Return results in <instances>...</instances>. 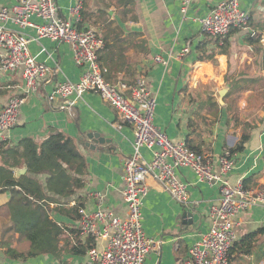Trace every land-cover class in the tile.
<instances>
[{
	"label": "crops",
	"instance_id": "obj_1",
	"mask_svg": "<svg viewBox=\"0 0 264 264\" xmlns=\"http://www.w3.org/2000/svg\"><path fill=\"white\" fill-rule=\"evenodd\" d=\"M220 1L191 0L189 10L183 14L181 0H133L134 4L116 17L108 10V15L103 17L99 10L104 7L100 5L91 10L88 0H56L63 15L70 6L81 2L82 21L83 12L88 18L82 26L91 27L93 19L99 16L101 20L96 30L106 40L99 56L106 76H110L112 83H130L144 75L157 101L154 122L172 140L186 141L210 156L219 169V157L235 147L248 132L250 138L245 149L235 154V168L226 178L232 185L249 178L248 188L261 189L264 188V93L252 87L264 83V0H241L242 7L250 12V26L245 30H232L227 36L228 42L210 38L199 22V18ZM16 2L0 0V7H10ZM6 26L22 34L35 35L32 27H21L12 21ZM249 35L254 36L255 41H251ZM204 42H208V53H214L212 60L198 58V47ZM186 46H190L191 51L178 57ZM29 48L38 61L55 71L50 81L43 82L35 93L27 96L19 123L9 131L4 148L17 145L27 137L42 142L61 132L75 141L87 165L81 176L83 187L70 196H60L59 203L51 202L46 207L49 217L61 228L59 257L43 253L13 258L9 254L10 248L28 252L31 242L12 228L5 206L11 192H0V222L3 223L0 264H92L89 249L104 247L106 240L81 232L80 210L94 211L102 207L116 215H126L123 168L125 160L134 152V130L96 92L87 91L72 107H63L64 100L54 96L59 82L78 81L84 71V67L75 65L70 44L44 37L32 40ZM158 55L166 64L155 59ZM235 80L238 90L245 87L239 91H245L244 97L237 105L233 103V109H222L217 94L211 93L212 87H222L225 81L230 84ZM23 90L24 79L20 72L0 71V110L12 96L23 95ZM90 132H100L106 141L91 142ZM88 143L94 144L95 149ZM141 152L145 159H151L149 149L142 148ZM13 171L12 179L17 181L27 172V167H16ZM178 172L189 185L188 205L176 201L152 178L149 180V192L142 207L143 228L148 237L162 242L149 253L146 264H184L191 245L210 228L211 205L220 200L219 185L200 182L189 168H180ZM31 175L45 183L47 174ZM97 193L103 196L102 202ZM186 211L193 213L192 224H184ZM235 221L238 239L231 249L229 264H264V204L244 210ZM251 233L257 234L253 238L246 237ZM74 246L82 252L75 253Z\"/></svg>",
	"mask_w": 264,
	"mask_h": 264
},
{
	"label": "built area",
	"instance_id": "obj_2",
	"mask_svg": "<svg viewBox=\"0 0 264 264\" xmlns=\"http://www.w3.org/2000/svg\"><path fill=\"white\" fill-rule=\"evenodd\" d=\"M16 1L10 7H0V71L20 72L24 93L12 96L0 110V143L7 140L9 131L19 123L27 96L35 93L43 82L50 81L54 74L53 67L38 61L30 52V42L44 37L70 44L75 65L84 67L78 81L65 80L56 85L54 96L64 100L63 107H72L77 98L93 91L109 102L134 130V152L125 160L123 168L126 215L119 216L102 207L94 211L80 210L81 232L106 240L104 247L89 249L90 262L146 264L149 253L162 242L148 237L143 228L142 207L149 192V180L152 178L176 201L188 205L189 185L180 178L178 171L189 168L200 182L219 185L221 196L209 209V230L191 245L184 264H229L231 249L238 239L235 218L253 205L264 204V188H248L244 181L232 185L226 178L235 168L236 153L225 150L219 157L220 168L216 169L210 156L195 151L184 140H172L155 124L157 101L144 75L130 83L110 82L99 56L106 41L97 30L80 25L81 2L70 6L63 15L56 0ZM190 5L191 0H181V12L186 14ZM9 21L34 28L35 35L7 28ZM199 22L205 34L224 42L232 30L249 28L250 12L242 7L241 0H222L207 15L200 17ZM190 51V46H186L178 57H184ZM155 59L166 64L159 55ZM142 148L150 150L151 159L144 158ZM96 195L102 202L101 193Z\"/></svg>",
	"mask_w": 264,
	"mask_h": 264
},
{
	"label": "trees",
	"instance_id": "obj_3",
	"mask_svg": "<svg viewBox=\"0 0 264 264\" xmlns=\"http://www.w3.org/2000/svg\"><path fill=\"white\" fill-rule=\"evenodd\" d=\"M130 4H134L133 0H125L126 7ZM99 12L103 17L108 15L105 8ZM86 19V13L83 12L81 26ZM209 37L220 41L218 37ZM249 39L255 41L252 35H249ZM226 41L228 42V38H225ZM207 43L204 42L198 47L200 61L213 59L214 53H208ZM106 78L109 80L110 76L107 75ZM249 138L250 134L244 133L237 145L229 150L233 154L242 152ZM3 143L4 141L0 143V192H11V198L5 206L11 216L12 228L31 242L28 252L22 253L10 248L9 254L13 258L35 257L43 253L59 257L61 228L49 217L46 207H49L51 202L59 203L60 196H70L83 187L81 176L86 170V160L78 151L75 141L61 132L50 135L42 142L27 137L17 145L7 148H4ZM21 166H26L27 172L16 181L12 179L13 168ZM43 173L47 174L45 183L31 175ZM248 179L244 181L246 187ZM256 234L251 233L246 237L253 238ZM76 246L72 250L81 253Z\"/></svg>",
	"mask_w": 264,
	"mask_h": 264
},
{
	"label": "rangeland",
	"instance_id": "obj_4",
	"mask_svg": "<svg viewBox=\"0 0 264 264\" xmlns=\"http://www.w3.org/2000/svg\"><path fill=\"white\" fill-rule=\"evenodd\" d=\"M88 1H89L88 4H90L89 9L91 10L97 9V7L101 5L106 10L110 11V13L114 15V17H116L118 13H123V11L129 9L128 7H124L123 0H88ZM95 19H93L91 28L96 30V28L99 27L97 24L101 19L99 18V16L95 17ZM107 19H108V16L105 18V20ZM236 83H237L236 80L231 82L230 84H228L227 81H225L222 87H219L216 85L212 87V89H214L213 91H211L212 89L210 90L211 93L217 94V96L219 97V101H221V99L223 100V103H220L221 106L223 107L222 109H226V108L233 109V105L234 104L237 105L239 103V100L244 97L245 91H242V92H239V91L245 89V87H242L241 90H238V86ZM252 88L256 92L264 93V83L262 85H255ZM222 89H227V92H225L223 96L221 95ZM200 104H203V103H200ZM1 228H3L2 222H0V229Z\"/></svg>",
	"mask_w": 264,
	"mask_h": 264
},
{
	"label": "water",
	"instance_id": "obj_5",
	"mask_svg": "<svg viewBox=\"0 0 264 264\" xmlns=\"http://www.w3.org/2000/svg\"><path fill=\"white\" fill-rule=\"evenodd\" d=\"M225 92H227V89H222L221 91V95L223 96L225 94ZM221 103H223V100L221 99L220 101ZM88 138L91 142L93 143H103L104 141H106V139L101 135L100 132H90L88 134ZM88 145L92 148L95 149V145L88 143ZM183 218H184V224H192L194 222V217H193V213L190 211H186L183 214Z\"/></svg>",
	"mask_w": 264,
	"mask_h": 264
}]
</instances>
